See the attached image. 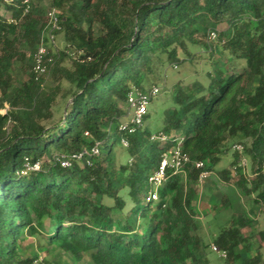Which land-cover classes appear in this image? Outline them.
<instances>
[{
  "label": "trees",
  "instance_id": "trees-1",
  "mask_svg": "<svg viewBox=\"0 0 264 264\" xmlns=\"http://www.w3.org/2000/svg\"><path fill=\"white\" fill-rule=\"evenodd\" d=\"M22 1L0 0V264L37 260L20 254L29 236L45 252L52 246L91 264H209V251L225 252V264H264V229L247 213L255 209L264 221V0H49L64 48L56 54L49 48V72L40 77L32 60L47 12L35 0L23 14ZM220 25L225 29L217 32ZM211 32L229 62L243 60L245 67L219 73L201 89L176 84L177 109L161 129L151 131L147 113L140 131H119L129 92L156 86L162 68L191 59V48H209ZM13 62L28 72L19 86ZM60 101L64 112L56 120ZM156 134L168 142L152 140ZM177 134L189 158L184 176L168 171L158 200L147 201L148 178ZM121 137L134 161L116 168L113 149ZM95 144L99 154L89 165L55 163L57 155ZM237 144L242 154L232 149ZM231 150L229 167L215 171ZM243 157L249 173L246 164L238 166ZM199 161L209 173L204 181L216 184L214 173L243 205L251 204L222 223L211 242L219 252L205 242L191 206L204 182L194 166ZM37 162L38 170L25 167ZM217 206V213L232 208L225 191Z\"/></svg>",
  "mask_w": 264,
  "mask_h": 264
},
{
  "label": "rangeland",
  "instance_id": "rangeland-1",
  "mask_svg": "<svg viewBox=\"0 0 264 264\" xmlns=\"http://www.w3.org/2000/svg\"><path fill=\"white\" fill-rule=\"evenodd\" d=\"M4 4L7 3L5 2ZM41 4L45 12H48L49 0H43ZM0 13L5 15L4 8L0 9ZM224 29L225 26L220 25L217 27V32ZM208 41L209 48H191V53L193 54L191 59L180 55V57L187 58L188 60L176 67L165 66L162 68L164 73L160 75V80L156 85V87L159 88V94L148 107L150 118L148 119L147 124L151 131L155 132L156 130L161 129L164 119L169 118L171 114L176 111L177 106L174 105L172 100L176 84H179L180 86L190 85L192 89H201V87H206L209 84L210 78L217 80L219 78V73L222 75H228L233 71L237 72L245 67V62L243 60H234L233 62H229L228 53L223 51V47L220 45L221 43L217 42V38L215 40ZM63 48V35L62 33L56 34L55 46L52 47L53 53L56 54L57 52L62 51ZM10 73L15 79L16 86H19L22 82H24L25 77L28 74V72L24 71L20 67L18 62H13L11 64ZM47 83L51 84L49 78ZM63 109L64 102L60 101L59 105L55 108L56 120L63 114ZM123 110H126L125 107H123ZM3 112V110L0 111V113ZM177 137H180V134H177ZM233 150L222 157L220 163L216 165L215 171L229 167L233 159ZM113 155L115 158L114 166L116 168L126 163L129 165L134 161V158L128 156L125 149L120 144L114 147ZM243 158L246 161L244 171L249 173L247 158ZM180 174L184 176L182 173ZM210 180L216 184L207 181L201 183L195 200L192 202L191 206L198 212V218L202 225V233L206 237L204 240L206 243L210 244V249L212 250V238L217 235L222 223L228 220L232 215L250 209L251 204L249 203L246 206L243 205L233 186H229L227 188L224 187L223 182L217 179V177L215 178L214 173L210 175ZM185 184L188 185L183 181V188L185 187ZM224 191L228 194L232 208L227 211L217 213V210L219 209L217 204L221 193ZM105 202L110 203L108 200H105ZM247 213L253 221L256 229H264L262 216L258 218H255L254 216L256 213L255 209H250ZM253 242L255 247L257 244L255 243V240H253ZM42 244L43 242L37 237H27L20 250L21 256L25 258L32 256L42 257L46 264H91L87 257H84L80 262H78L69 253H64L58 248L52 246L47 247L48 252H45L46 248L40 249V245ZM253 254V251L249 253L251 256ZM262 255L264 256V248L262 249ZM207 259L209 264H225L224 258L220 257L219 253L216 252L209 251L207 253Z\"/></svg>",
  "mask_w": 264,
  "mask_h": 264
},
{
  "label": "built area",
  "instance_id": "built-area-1",
  "mask_svg": "<svg viewBox=\"0 0 264 264\" xmlns=\"http://www.w3.org/2000/svg\"><path fill=\"white\" fill-rule=\"evenodd\" d=\"M7 4H12L13 0H4ZM35 0H23L22 3L25 5L23 14L29 12L31 3ZM8 24L15 23L11 18L5 20ZM61 30L59 25L58 13L55 9L51 8L47 12V22L45 26L40 30L38 35V44L36 51L33 54L32 60V72L37 77L47 76L49 69L48 66L51 62V59H47L48 50L51 47L55 46V37L56 33ZM216 33L211 32L209 35V40H215ZM159 88L152 86L146 91H136L133 90L129 92L126 99V107L128 111L127 118L122 122L118 129L119 131L127 134H134L137 131H140L143 128L144 116L148 113V107L150 103L158 96ZM85 136H88V133H85ZM152 140H158L161 143H167L168 139L162 134H156L151 137ZM174 145L172 148L167 149L161 155V160L159 161L156 169L148 178L149 192L147 196V201L155 202L158 200V190L166 183L168 179L167 172H172V175H177L183 173V167L189 162V158L186 154L182 152L181 144L182 137H175ZM120 144L122 147L126 148L128 146V141L126 138L121 137ZM234 151H237L239 154H242L243 148L241 145L233 146ZM99 154L98 144H95L91 149H84L82 152L66 156V155H57L55 163L59 164L61 168L67 169L72 166V162H81L85 161L87 165L90 164V158L97 156ZM245 160L242 158L238 164L239 167L245 166ZM194 166L196 169L200 170L198 180L201 183L204 181L208 172L204 170V164L202 162H195ZM27 170H38L39 163L34 165H25ZM213 251L219 252L218 249L212 248ZM221 257H225V252H220ZM32 264H45L43 258L39 257Z\"/></svg>",
  "mask_w": 264,
  "mask_h": 264
}]
</instances>
